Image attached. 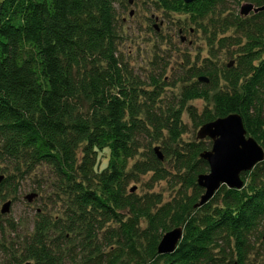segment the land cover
Wrapping results in <instances>:
<instances>
[{
  "label": "trees",
  "instance_id": "obj_1",
  "mask_svg": "<svg viewBox=\"0 0 264 264\" xmlns=\"http://www.w3.org/2000/svg\"><path fill=\"white\" fill-rule=\"evenodd\" d=\"M227 1L153 0L162 13L209 30L210 46L236 47L234 66L219 67L210 57L188 65L177 104L165 112L158 105L167 86L161 77L144 82L118 57L115 5L130 0L0 2V163L17 173L54 171L72 195L70 222L81 224L92 244L81 264H224L219 256L226 249L227 264H245L250 237L264 219V160L241 174L242 189L221 186L195 208L203 193L196 177L208 172L199 155L211 143L181 141L184 111L195 129L237 114L264 151V12L226 15ZM202 76L207 83L197 81ZM194 100L209 106L198 113L186 105ZM141 138L159 144L164 159L174 158L175 173H182L178 197L163 202L127 190L138 175H170L150 146L144 160L130 165ZM14 179L6 174L0 182L1 200L17 189ZM48 226L36 224L21 260L63 264L56 239L46 238ZM175 227H182L181 240L173 253L159 255L161 236Z\"/></svg>",
  "mask_w": 264,
  "mask_h": 264
},
{
  "label": "rangeland",
  "instance_id": "obj_2",
  "mask_svg": "<svg viewBox=\"0 0 264 264\" xmlns=\"http://www.w3.org/2000/svg\"><path fill=\"white\" fill-rule=\"evenodd\" d=\"M244 4L245 1L238 4L231 0L225 2V14L238 13ZM115 10L119 34L118 57L127 65L133 76L144 82H149V78L153 76L161 77V83L167 86H163L164 92L158 105L164 112L167 107L177 104L181 81L189 66L199 63L206 57H210L219 67L228 63H232V66L236 64L234 56L236 47L210 46L209 30L204 32L195 28L184 15L162 13L156 9L153 0H130L129 3L115 5ZM226 35L236 36L231 31ZM181 38H184L183 42ZM186 105L194 107L198 113L209 106L200 100L189 101ZM182 123L185 132L181 135V141L184 143L197 141L198 129L193 127L185 111L182 114ZM139 144V155L130 165L135 161L144 160L143 155H147L150 146L156 149L155 154L161 161V167L170 175L168 174L164 180H157L151 173L138 175L135 181L131 180L128 183L129 193L137 197L160 196L163 202L178 197L182 190L179 183L182 173H175L174 158L164 159L159 144L151 142L149 138H141ZM105 163L106 156H103L101 167ZM3 168L5 170L3 173L0 171V176L4 178L6 174L15 175L17 189L8 192L4 199H0V209L5 202H10L8 212L0 214V264H29L21 260V256L34 233L36 224L40 222L49 225L46 238L52 241L56 239L57 252L61 251L64 258L63 264H81L82 257L90 251L92 244H88L82 233V225L70 222L76 220L72 195L67 192L54 171L46 166H38L17 173L12 166L0 163V169ZM28 195L34 196L30 203L25 199ZM71 225L73 226L70 227ZM68 228H72L71 232ZM58 236H63L64 239L57 240ZM263 238L264 219L250 237L245 264H264ZM229 251L230 249H226L228 255L219 256L223 257L221 259L224 264L230 259ZM232 257L233 263L235 257Z\"/></svg>",
  "mask_w": 264,
  "mask_h": 264
},
{
  "label": "water",
  "instance_id": "obj_3",
  "mask_svg": "<svg viewBox=\"0 0 264 264\" xmlns=\"http://www.w3.org/2000/svg\"><path fill=\"white\" fill-rule=\"evenodd\" d=\"M182 1L189 4L197 0ZM259 12H264V5L254 7L250 3H245L239 8V15L243 17ZM181 41L183 42L184 38H181ZM231 66L232 63H229L228 67ZM197 81L208 82L203 76ZM196 139L199 141L208 139L211 146L209 150L199 155V158L207 163L208 172L196 177V184L203 190V193L194 206L195 208L206 204L221 186L227 189H242L244 183L241 174L250 172L264 160L263 149L252 137L246 135L242 120L237 114H229L201 125L197 130ZM2 179L3 177L0 176V182ZM33 197V195H28L25 199L30 203ZM9 206L10 202H5L0 209V214H6ZM181 238L182 227H175L165 232L157 245V253L159 255L173 253Z\"/></svg>",
  "mask_w": 264,
  "mask_h": 264
},
{
  "label": "bare ground",
  "instance_id": "obj_4",
  "mask_svg": "<svg viewBox=\"0 0 264 264\" xmlns=\"http://www.w3.org/2000/svg\"><path fill=\"white\" fill-rule=\"evenodd\" d=\"M211 143V142H210Z\"/></svg>",
  "mask_w": 264,
  "mask_h": 264
}]
</instances>
